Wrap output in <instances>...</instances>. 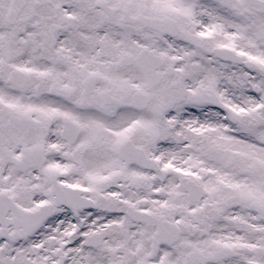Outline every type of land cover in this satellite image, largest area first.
Instances as JSON below:
<instances>
[{
    "label": "snow or ice",
    "instance_id": "obj_1",
    "mask_svg": "<svg viewBox=\"0 0 264 264\" xmlns=\"http://www.w3.org/2000/svg\"><path fill=\"white\" fill-rule=\"evenodd\" d=\"M0 264H264V0H0Z\"/></svg>",
    "mask_w": 264,
    "mask_h": 264
}]
</instances>
